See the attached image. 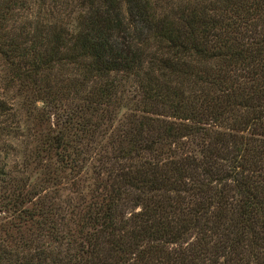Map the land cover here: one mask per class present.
<instances>
[{"label":"trees","instance_id":"1","mask_svg":"<svg viewBox=\"0 0 264 264\" xmlns=\"http://www.w3.org/2000/svg\"><path fill=\"white\" fill-rule=\"evenodd\" d=\"M0 70V264H264V0H0Z\"/></svg>","mask_w":264,"mask_h":264},{"label":"rangeland","instance_id":"2","mask_svg":"<svg viewBox=\"0 0 264 264\" xmlns=\"http://www.w3.org/2000/svg\"><path fill=\"white\" fill-rule=\"evenodd\" d=\"M1 77H2V73H1V70H0V91H1V87L3 86V84L1 83ZM0 95H1V93H0ZM7 97H8V96H7ZM9 97H10V101H11L12 103H14V101H15L14 91H11V92H10ZM9 97H8V98H9ZM11 99H13V100H11Z\"/></svg>","mask_w":264,"mask_h":264}]
</instances>
